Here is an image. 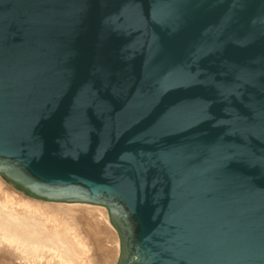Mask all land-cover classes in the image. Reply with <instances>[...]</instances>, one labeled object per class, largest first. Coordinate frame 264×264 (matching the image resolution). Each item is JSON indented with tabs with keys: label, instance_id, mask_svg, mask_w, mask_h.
Instances as JSON below:
<instances>
[{
	"label": "water",
	"instance_id": "95a60500",
	"mask_svg": "<svg viewBox=\"0 0 264 264\" xmlns=\"http://www.w3.org/2000/svg\"><path fill=\"white\" fill-rule=\"evenodd\" d=\"M0 176L115 264H264V0H0Z\"/></svg>",
	"mask_w": 264,
	"mask_h": 264
},
{
	"label": "bare ground",
	"instance_id": "6f19581e",
	"mask_svg": "<svg viewBox=\"0 0 264 264\" xmlns=\"http://www.w3.org/2000/svg\"><path fill=\"white\" fill-rule=\"evenodd\" d=\"M0 195V264H16V260L19 264L41 260L43 264H112L115 260L114 230L107 231L97 219L93 222L102 208L44 204L8 187L1 177ZM91 222L97 223L96 232ZM106 243L114 245V254Z\"/></svg>",
	"mask_w": 264,
	"mask_h": 264
},
{
	"label": "rangeland",
	"instance_id": "374dc122",
	"mask_svg": "<svg viewBox=\"0 0 264 264\" xmlns=\"http://www.w3.org/2000/svg\"><path fill=\"white\" fill-rule=\"evenodd\" d=\"M0 177H1V176H0ZM1 179H3V178L1 177ZM3 180H4V179H3ZM4 182H5V184H6L8 187H11V188H12V185H11L9 182H7L6 180H4ZM25 195H26V194H25ZM29 197H30V196H29ZM0 198H1V195H0ZM30 198H32V199H34V200H37V201H42L44 204H49V203H50V204H51V203H52V204H56V203H57V202H50V201H46V200H42V199H38V198H34V197H30ZM45 202H46V203H45ZM74 204H75V203H74ZM70 205H71V204H70ZM72 205H73V204H72ZM81 205H83V206L86 205V206H84V207H89V208H92V207H93V208H94V207H97V208L99 207V209L102 208L103 210L101 209V210H99V211L97 212V213H99V214L102 213V214H101L102 216L100 215V216H97V217H96V215H94L93 222L97 219V222H99L100 225L103 226V225L105 224L103 227H104V228L106 227V230H107V231L113 233L112 230H114V229H112V228L110 229L109 225L105 222V221H106V220L104 219L105 217L107 218V221H108V222H109V220H108L107 210H106L104 207H100V206H96V205H94V206L92 205V206H91L90 204H81ZM87 205H89V206H87ZM94 211H95V210H94ZM103 212H104V213H103ZM95 213H96V212H95ZM105 215H106V216H105ZM100 219H101V220H100ZM66 220H67V221H68V220L70 221V219H66ZM93 222H91V223H93ZM94 224H95V226H94ZM96 225H97V223H93V224H92L93 229H96V228L98 227V225H97V226H96ZM110 225H111V224H110ZM97 230H98V228L95 230V232H96ZM114 232H115V230H114ZM100 235H101V234H100ZM115 235H116V238H115V239H117V240H116V245H115V254H116V255H115V257H114L115 260H113V264L116 262L117 257H118V254H119V240H118V236H117L116 232H115ZM115 235H114V237H115ZM106 244H107V243H106ZM104 246H106V245H104ZM111 246H112V245H111L110 243H108L106 247H108V248L111 249L114 245H113L112 247H111ZM16 261H17L16 264H19V263H18L19 261H18V260H16ZM92 261H93V260H92ZM41 262H42V263H41ZM52 262H53V261H51V262H49V263L53 264ZM43 263H45V260H41V261H40V264H43ZM49 263H48V264H49Z\"/></svg>",
	"mask_w": 264,
	"mask_h": 264
},
{
	"label": "trees",
	"instance_id": "16d2710c",
	"mask_svg": "<svg viewBox=\"0 0 264 264\" xmlns=\"http://www.w3.org/2000/svg\"><path fill=\"white\" fill-rule=\"evenodd\" d=\"M15 187H16L18 190L24 192L26 195H28V196H30V197L37 198L36 196H34L33 194H31L29 191L25 190V189L22 188L21 186H19V185H15Z\"/></svg>",
	"mask_w": 264,
	"mask_h": 264
},
{
	"label": "crops",
	"instance_id": "0c3cea01",
	"mask_svg": "<svg viewBox=\"0 0 264 264\" xmlns=\"http://www.w3.org/2000/svg\"><path fill=\"white\" fill-rule=\"evenodd\" d=\"M107 244H108V243H107ZM107 244H105V245L107 246ZM110 244H111V243H110ZM111 245H112V244H111ZM112 246H113V245H112ZM112 246H111V247H112ZM108 249H110V248H108ZM111 249L113 250V254H114V246H113ZM91 259L93 260V257H91ZM93 262H94V260H93ZM93 262H92V263H93ZM94 263H95V262H94ZM115 263H116V262H115ZM115 263H114V264H115ZM112 264H113V262H112Z\"/></svg>",
	"mask_w": 264,
	"mask_h": 264
}]
</instances>
